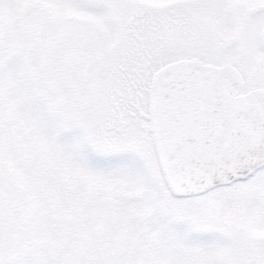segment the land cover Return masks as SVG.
I'll return each instance as SVG.
<instances>
[{
	"label": "snow or ice",
	"instance_id": "snow-or-ice-1",
	"mask_svg": "<svg viewBox=\"0 0 264 264\" xmlns=\"http://www.w3.org/2000/svg\"><path fill=\"white\" fill-rule=\"evenodd\" d=\"M0 264H264V0H0Z\"/></svg>",
	"mask_w": 264,
	"mask_h": 264
}]
</instances>
